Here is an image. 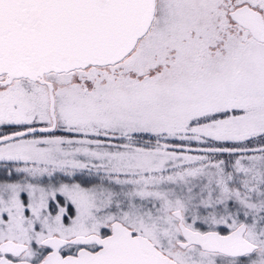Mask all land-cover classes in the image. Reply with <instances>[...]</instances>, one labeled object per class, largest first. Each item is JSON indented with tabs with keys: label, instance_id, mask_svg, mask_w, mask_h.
I'll list each match as a JSON object with an SVG mask.
<instances>
[{
	"label": "rangeland",
	"instance_id": "rangeland-1",
	"mask_svg": "<svg viewBox=\"0 0 264 264\" xmlns=\"http://www.w3.org/2000/svg\"><path fill=\"white\" fill-rule=\"evenodd\" d=\"M244 3L264 13V0H158L120 63L47 74L56 115L97 111L99 124L0 143V242L28 243L24 257L38 258L49 235L119 218L176 264H264V43L230 19ZM49 107L44 85L0 84V138L48 126ZM181 223L222 234L245 223L259 249L181 248Z\"/></svg>",
	"mask_w": 264,
	"mask_h": 264
},
{
	"label": "water",
	"instance_id": "water-1",
	"mask_svg": "<svg viewBox=\"0 0 264 264\" xmlns=\"http://www.w3.org/2000/svg\"><path fill=\"white\" fill-rule=\"evenodd\" d=\"M155 12L156 0H0V72L15 70L20 64L41 65L55 72L118 64L149 32ZM229 17L257 42L264 43V17L260 11L245 4L231 10ZM39 81L48 88L52 124L2 137L0 143L56 129L54 84L43 75ZM175 215L180 218L181 213L177 211ZM181 227L187 240L178 242L182 248L196 243L206 250L237 254L245 245L238 229L221 234ZM112 229L114 233L108 238L96 234L79 235L69 240L60 236L46 237L41 244L56 249L83 239L95 240L105 248L97 254L69 257L54 253L39 264L175 263L163 256L149 238L131 235L121 221L113 222ZM1 248L7 253L19 254L27 246L7 241ZM0 264L35 263L1 259Z\"/></svg>",
	"mask_w": 264,
	"mask_h": 264
},
{
	"label": "flooded vegetation",
	"instance_id": "flooded-vegetation-1",
	"mask_svg": "<svg viewBox=\"0 0 264 264\" xmlns=\"http://www.w3.org/2000/svg\"><path fill=\"white\" fill-rule=\"evenodd\" d=\"M157 1L156 0V9H157ZM245 4H248L250 7L260 11L264 17V13L257 9L255 6H253L251 3H244V4H241L239 6H242V5H245ZM239 6H236L235 8L239 7ZM234 8V9H235ZM232 9V10H234ZM230 12V11H229ZM156 14V13H155ZM229 15V13H228ZM155 18V17H154ZM231 19V18H230ZM154 22V20H153ZM234 22V21H233ZM235 23V22H234ZM153 24V23H152ZM237 24V23H235ZM238 25V24H237ZM152 26V25H151ZM240 26V25H238ZM241 27V26H240ZM244 29V28H243ZM246 30V29H245ZM250 34V33H249ZM252 37V36H251ZM255 40V39H254ZM50 73H57V74H62V73H68V72H55L53 70L51 71H47V68L45 66H41V65H35V66H31L29 67L28 65H22L20 64L19 67H17V69L15 70H7L5 72H0V84H4L6 83L8 80L10 81L9 83L7 84H4V85H10L12 84L14 81L16 80H20V81H23L25 83H40L39 81V78L42 77L43 75V78L46 79V75L47 74H50ZM47 80V79H46ZM51 81V80H49ZM53 82V81H52ZM54 84V82H53ZM41 85H44V84H41ZM46 86V85H44ZM47 87V86H46ZM55 87V85H54ZM48 89V88H47ZM49 110H50V107H49ZM52 124V123H51ZM49 124V125H51ZM48 125V126H49ZM115 221H118V220H114L111 222L109 228L107 230H104L103 232H91V233H87V234H80L82 236H89V235H92V234H96L98 235L99 237L101 238H108V237H111L113 235V229H112V223L115 222ZM120 221V220H119ZM181 220L178 219V222H180ZM124 226L127 228L128 232L133 235V236H141V237H145V238H149L147 235H145L144 233L142 232H138L135 228L133 227H130L129 225H126L123 221H121ZM179 226V229H180V232L182 234V236L184 237V234H183V231H182V227L181 226H185L183 225L182 223ZM186 227V226H185ZM189 228V227H188ZM239 230V232L242 233V237L244 239V247H243V250L242 252L240 253H237V254H229V253H225V252H220V251H211V250H208L210 252H215V253H218V254H221L223 255L224 257L226 258H236V257H244L246 255H250V254H253L254 252H256L258 249H259V245L254 243L253 241L249 240L247 237H246V231H247V225L245 223H241L238 225V227L235 229V230ZM235 230H232L228 233H225V234H229ZM213 231V230H211ZM220 233V232H219ZM222 234V233H221ZM51 236H59V235H49L48 237H51ZM76 236H79V235H76ZM61 237V236H60ZM75 236H72V237H62V238H65L67 240L73 238ZM150 239V238H149ZM151 240V239H150ZM7 241H14V242H17V243H22V244H25L27 246V248L23 251V252H20L19 254H14V253H7L5 252L1 246L2 244H4L5 242ZM152 241V240H151ZM187 241V240H185ZM153 242V241H152ZM153 244L159 249L160 253L162 252L161 249L157 246V244H155L153 242ZM191 245H198L196 243H191V244H188L185 248L191 246ZM41 246L43 247L44 249V254L43 255H39L38 258H32L30 257V255H28L27 257H24V255L28 252L31 251V246L28 244V243H25V242H18V241H15V240H6V241H2L0 242V260L1 259H6V260H9V261H13V262H18V261H29V262H32V263H35V264H39L43 261H45L50 255L54 254V253H58L60 254L61 256L63 257H69V256H78L79 254L81 253H92V254H97L101 251L104 250V246L95 241V240H89V239H83L82 241H79V242H76V243H67L65 244L63 247L61 248H52V247H48V246H44L41 244ZM200 246V245H198ZM201 247V246H200ZM182 248V247H181ZM108 249V248H107ZM162 255H164V253L162 252ZM160 259L162 260L163 257L161 258L160 256ZM172 264H175V263H172Z\"/></svg>",
	"mask_w": 264,
	"mask_h": 264
},
{
	"label": "trees",
	"instance_id": "trees-1",
	"mask_svg": "<svg viewBox=\"0 0 264 264\" xmlns=\"http://www.w3.org/2000/svg\"><path fill=\"white\" fill-rule=\"evenodd\" d=\"M97 114H98L97 111H92V112H89V114L83 115L82 118H84V119H82V120H81V116H77V118L80 120L79 122H75L74 121L75 123H69V122L67 123L66 118H64L62 116V114L57 113L59 125H58V127H56L54 132H58V133L59 132H61V133H67V132L76 133V132L79 131L80 133H82V129H84L85 132H86V131L89 130V127L98 126L97 124H99V122H98V115ZM119 115L120 116H118V117L123 120L122 123L124 124V121L127 120L128 115H126L125 111H123V110H122V112L119 113ZM110 123L112 125H114V123H112L111 121H110ZM118 126L119 127H117V128L119 130H121L120 128L124 127L123 125H118ZM74 130L76 132H73ZM47 133H50V132H47ZM117 220L121 221V219H119V218H117ZM236 228H234V230Z\"/></svg>",
	"mask_w": 264,
	"mask_h": 264
}]
</instances>
